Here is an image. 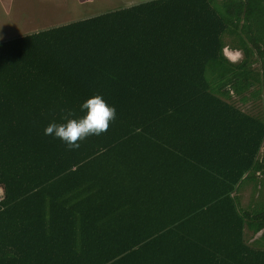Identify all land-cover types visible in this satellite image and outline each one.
<instances>
[{"label":"trees","instance_id":"obj_1","mask_svg":"<svg viewBox=\"0 0 264 264\" xmlns=\"http://www.w3.org/2000/svg\"><path fill=\"white\" fill-rule=\"evenodd\" d=\"M225 2L228 16L211 0L142 1L0 41V264H153L164 236L81 240L93 226L82 203L101 190L89 168L102 155L133 135L153 141L168 118L202 135L206 147L219 138L239 150L226 158L234 169L220 172L222 200L200 208L236 211L229 195L258 165L264 117L215 95L206 71L221 66L224 34L236 27L244 56L230 82L237 91L250 77L259 82L260 72L247 75L253 54L243 34L251 41V31L261 33L264 0ZM257 49L264 70V48ZM97 94L116 112L105 132L71 149L44 134L69 112L81 115L79 105ZM219 127L229 131L219 137Z\"/></svg>","mask_w":264,"mask_h":264},{"label":"crops","instance_id":"obj_2","mask_svg":"<svg viewBox=\"0 0 264 264\" xmlns=\"http://www.w3.org/2000/svg\"><path fill=\"white\" fill-rule=\"evenodd\" d=\"M251 36V41L246 38L253 54L247 75L260 72L259 82L250 77L243 90H235L230 78L241 71L236 64L244 53L242 48L229 45L222 49L221 66L207 68L216 83L206 77L222 100L247 114L264 117V101L259 99L264 93V70L258 66L257 51V47L263 48L264 35L254 29ZM257 90L260 93L256 94ZM168 121L164 131L153 132V141L133 135L89 168L101 190L90 202L82 203L93 226L81 240L90 241L98 233L153 234L164 236L157 244L163 253L153 264H264V143L258 165L243 173L229 195L236 211L200 210L222 200L226 182L220 172L228 165L234 169L235 164L226 158L238 155L239 150L220 146L219 138H213L216 145L206 147L202 135L194 137L173 126L179 120ZM226 131L228 127H219L216 135L222 137ZM233 138L237 144L236 134Z\"/></svg>","mask_w":264,"mask_h":264},{"label":"rangeland","instance_id":"obj_3","mask_svg":"<svg viewBox=\"0 0 264 264\" xmlns=\"http://www.w3.org/2000/svg\"><path fill=\"white\" fill-rule=\"evenodd\" d=\"M142 1L146 0H0V34L3 35L0 41L24 35L25 32L42 30L49 26L83 19ZM225 1L211 0V4L224 16H228L229 11ZM240 21L242 22L243 19ZM236 29L235 27L233 31H227L224 34L225 46L242 48L243 41L238 37L242 32L238 28L237 35ZM260 30L264 34L263 25ZM243 36L247 38L245 34ZM206 74L209 75L208 71ZM209 78L212 83H216L214 74L209 75ZM253 95L259 97L260 94L257 96L253 93ZM261 95L264 97V93ZM263 97L259 99L264 101Z\"/></svg>","mask_w":264,"mask_h":264},{"label":"clouds","instance_id":"obj_4","mask_svg":"<svg viewBox=\"0 0 264 264\" xmlns=\"http://www.w3.org/2000/svg\"><path fill=\"white\" fill-rule=\"evenodd\" d=\"M0 39H3L2 34ZM79 108L81 115L73 116L69 112L61 118L62 122L53 121L46 125L44 134L60 139L70 149L77 148L79 141L105 132L116 115L115 108L99 94L86 98Z\"/></svg>","mask_w":264,"mask_h":264},{"label":"built area","instance_id":"obj_5","mask_svg":"<svg viewBox=\"0 0 264 264\" xmlns=\"http://www.w3.org/2000/svg\"><path fill=\"white\" fill-rule=\"evenodd\" d=\"M4 197V190L3 187L0 185V200H2Z\"/></svg>","mask_w":264,"mask_h":264},{"label":"water","instance_id":"obj_6","mask_svg":"<svg viewBox=\"0 0 264 264\" xmlns=\"http://www.w3.org/2000/svg\"><path fill=\"white\" fill-rule=\"evenodd\" d=\"M146 1H148V0H146ZM138 3H140V2H138ZM135 4H137V3H135ZM131 5H134V4H131ZM131 5H128V6H131Z\"/></svg>","mask_w":264,"mask_h":264}]
</instances>
